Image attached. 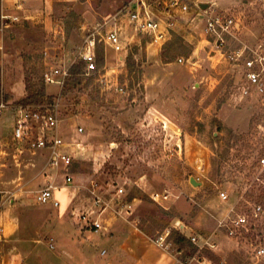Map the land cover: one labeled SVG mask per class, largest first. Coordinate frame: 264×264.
<instances>
[{
    "label": "rangeland",
    "instance_id": "1",
    "mask_svg": "<svg viewBox=\"0 0 264 264\" xmlns=\"http://www.w3.org/2000/svg\"><path fill=\"white\" fill-rule=\"evenodd\" d=\"M20 1L5 3L6 13L17 16L10 26L1 25L0 18V102L7 105L0 112V224L5 233L37 230L35 214L53 217L41 225L43 231L91 229L83 227L79 215L89 211L96 216L97 195L106 206L102 232L107 217L130 216L149 241L174 257L181 251L182 258L196 256L194 264H264V256L252 257L246 245L219 228L229 209L219 190L227 189L233 198L248 178L258 104L256 98L241 97L240 68L211 51L201 11L178 13L175 30L159 44L129 24L122 10L130 0ZM202 2L236 15L244 24L240 36L245 43L264 41V0ZM114 22L122 51L109 47L98 65L103 73L109 69L110 80L124 91H117L114 82L101 85L97 75L63 89L59 133L74 148L69 168L74 183L57 194L59 205L40 208L33 194L49 180L47 155L27 145L18 148L14 107L24 103L30 83L66 65L89 33L101 28L105 34ZM97 48L105 54L103 42L98 40ZM45 86L47 96L57 95V84ZM191 177L202 184L194 186ZM168 231L165 244L170 246L165 248L158 240ZM177 231L187 238L183 245L175 240ZM196 234L211 237L217 246L198 248L188 237ZM45 240L50 248L56 246L54 237Z\"/></svg>",
    "mask_w": 264,
    "mask_h": 264
},
{
    "label": "built area",
    "instance_id": "2",
    "mask_svg": "<svg viewBox=\"0 0 264 264\" xmlns=\"http://www.w3.org/2000/svg\"><path fill=\"white\" fill-rule=\"evenodd\" d=\"M202 1L130 0L122 11L127 16L129 24H132L136 30L149 34L153 43L164 44L169 33L177 26L175 17L178 13L200 10L201 12L197 13L205 20V41L212 45L211 51L220 53L240 68L241 75L238 81L240 95L256 98L258 104L254 118L256 148L251 159L247 161L249 167L247 165L246 167L249 174L244 188L238 191L234 199L231 198L227 189H220L218 192L219 199L229 205L226 214L219 219V228L230 240L246 245L252 257L260 259L264 256V41L253 45L245 43L240 36L244 24L236 15L230 11L212 9L211 6L208 9H202L200 6ZM0 2L1 25L8 27L17 19V16L5 11V3L10 0H0ZM110 18L106 20L105 25L111 21ZM100 30L101 28L95 29L85 37L81 46L74 52V57L69 58L66 65L51 68L44 73L45 85L57 84L59 87L55 97L37 103H20L14 107L13 138L18 142V148L22 150L23 146L27 145L33 150L48 151L45 168L51 171L50 179L43 188L34 192L33 199L36 203L53 202L59 205L60 200L56 197V192L69 188L74 183L69 168L73 165L76 156L68 148L69 143L59 133L62 92L67 78L71 75L72 67L84 62V75H97L101 85L114 82L113 86L117 91H124L117 80H110L109 69L103 73L98 65V40L105 46L104 60L107 58L106 53L109 47L118 53L122 51L119 28L114 22L105 34ZM1 47L0 43V49ZM119 59L124 61L122 55H119ZM179 61L182 62L183 58H179ZM5 108L7 105L0 102V112ZM78 131L82 132L83 128L79 127ZM81 145L78 144V146ZM59 177L62 178L61 182L58 181ZM122 191V188L118 189V192ZM102 203L103 199L96 195L94 204L100 208L96 211V216L89 211L79 215L83 227H89L94 231L105 228L102 214L106 206H102ZM182 227L185 228V225L183 224ZM4 233L5 228L0 224V237ZM169 234L170 231L161 235L158 240L165 248L170 246V243L165 244ZM188 237L198 248L217 246V242L211 241V237L199 234ZM179 254L180 257H175L177 264H194L196 256L182 258L181 251Z\"/></svg>",
    "mask_w": 264,
    "mask_h": 264
},
{
    "label": "crops",
    "instance_id": "3",
    "mask_svg": "<svg viewBox=\"0 0 264 264\" xmlns=\"http://www.w3.org/2000/svg\"><path fill=\"white\" fill-rule=\"evenodd\" d=\"M60 133L66 139L67 135ZM43 152L48 153L47 150ZM37 170L41 173L40 168ZM45 170L48 173L46 179H50L51 171ZM33 219L39 227L37 230L11 229L6 231L4 239H0V264H177L172 254L147 239L130 216L107 217V229L103 232L88 228L43 231L41 225L51 223L53 217L35 214ZM46 237L56 239L54 248L47 245Z\"/></svg>",
    "mask_w": 264,
    "mask_h": 264
},
{
    "label": "trees",
    "instance_id": "4",
    "mask_svg": "<svg viewBox=\"0 0 264 264\" xmlns=\"http://www.w3.org/2000/svg\"><path fill=\"white\" fill-rule=\"evenodd\" d=\"M97 52H98V62H102L104 57L103 52L99 51L98 49ZM84 69H85L84 62H80L79 64H76L72 67L71 75L66 80L65 89L71 90L75 88L77 85L82 83L84 76H86L84 75L85 72ZM29 90H30V94L23 101L24 103H37L40 101H45L46 99L53 98L52 96L46 95V86L43 76H41L37 82L30 83ZM219 127H221V125ZM175 240L177 243L183 245L184 242L187 241V238L182 233L177 231Z\"/></svg>",
    "mask_w": 264,
    "mask_h": 264
},
{
    "label": "water",
    "instance_id": "5",
    "mask_svg": "<svg viewBox=\"0 0 264 264\" xmlns=\"http://www.w3.org/2000/svg\"><path fill=\"white\" fill-rule=\"evenodd\" d=\"M201 8L202 9H207L209 6H210V4L209 3H201ZM190 182L194 185V186H199V185H201L202 183L201 182H199V181H197L194 177H191L190 178Z\"/></svg>",
    "mask_w": 264,
    "mask_h": 264
}]
</instances>
